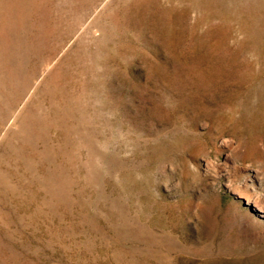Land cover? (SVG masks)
<instances>
[{
	"label": "rangeland",
	"instance_id": "374dc122",
	"mask_svg": "<svg viewBox=\"0 0 264 264\" xmlns=\"http://www.w3.org/2000/svg\"><path fill=\"white\" fill-rule=\"evenodd\" d=\"M0 264H264V0H0Z\"/></svg>",
	"mask_w": 264,
	"mask_h": 264
}]
</instances>
